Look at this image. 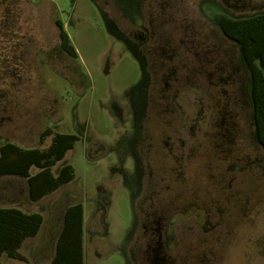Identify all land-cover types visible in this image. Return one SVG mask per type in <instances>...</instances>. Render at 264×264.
Instances as JSON below:
<instances>
[{"label": "rangeland", "instance_id": "rangeland-1", "mask_svg": "<svg viewBox=\"0 0 264 264\" xmlns=\"http://www.w3.org/2000/svg\"><path fill=\"white\" fill-rule=\"evenodd\" d=\"M260 12L264 0H0V145L44 148L57 131L79 136L52 168L57 173L70 163L74 178L41 199L28 197L24 178L0 177V206L43 215L37 235L20 249L30 262L50 261L65 208L81 202L84 264H147L149 227L161 232L158 255L175 264H264V182H249L242 159L230 160L229 166L237 167L233 174L220 162L213 165L217 175L203 176L200 159L192 158L181 186L172 191L183 192L173 207L148 202L147 191H137L129 150L137 114L145 108L147 79L121 35L142 37L147 29L150 44L180 45L172 62L178 78L164 94L160 87L167 85L158 84V95L145 109L149 118L192 125L237 118L242 138L251 107L248 72L239 46L225 38L215 20L222 13L242 18ZM56 19L77 57L60 47ZM47 126L51 133L42 139ZM202 131L192 127L193 137ZM260 152L256 147L255 156ZM157 206L170 218L144 222L141 213ZM206 216L217 231L213 236L204 230ZM21 263L0 257V264Z\"/></svg>", "mask_w": 264, "mask_h": 264}, {"label": "flooded vegetation", "instance_id": "flooded-vegetation-1", "mask_svg": "<svg viewBox=\"0 0 264 264\" xmlns=\"http://www.w3.org/2000/svg\"><path fill=\"white\" fill-rule=\"evenodd\" d=\"M222 15L226 14L222 13ZM226 16L232 19L239 18ZM215 23L227 40L237 44L236 41L223 33L216 20ZM146 32L147 29L143 31L142 37L135 36L133 38L126 32H121L125 41H129L130 46L140 58L145 74L144 78L147 79L145 108L144 111L137 114L135 141H133V146L129 150L135 159V166L138 172L139 185L137 191L145 189L147 195L144 196V199L148 202L149 200H155L156 203L163 204L166 201L168 206L173 207L177 196H180L183 192H179V194L174 192L172 194V191L177 190L181 186L179 184L181 182L180 177L188 173L192 167L190 160L197 156L200 159L198 169L203 176L217 175L216 167L213 165L220 162H227L226 172L233 174L237 167L229 166L230 160L234 163V161L238 162L242 159L244 162L243 169L246 168L244 172L248 174L249 182L251 184L255 183L256 178L262 179L264 182V148L256 135L252 106L249 107V118L246 120L248 130H246V136L242 138L239 135L240 121L237 118L232 120L222 119L219 124L217 122L212 124L202 121L198 125H192L188 120L148 117L145 109L153 102L154 97L158 95V84L163 80L165 85H167L160 87L161 92L164 94L168 90L169 84L175 82L178 78L172 62L177 59L178 52L175 48L180 45L176 46L175 44L164 43V41L150 44L146 38ZM158 69L161 71L160 75L158 74ZM247 72L249 77V71L247 70ZM148 89L151 90V93H148ZM194 126H199L203 129L201 136L196 135L197 137H193L192 127ZM192 138L197 140L192 141ZM244 138H246L245 141ZM243 142H246L245 147H242L243 144L241 143ZM256 147L261 150L259 157L254 154ZM256 167L258 168L257 170ZM233 180H229V182ZM165 191L168 194L166 193V196L159 198L158 195ZM230 195L232 198L234 194L230 193ZM170 216L158 206L157 209L152 208L151 211L141 213L144 222L159 223L166 217L170 218ZM210 219L211 216L204 218V230L209 236H213L217 231L214 224H211ZM216 222L219 223L218 220ZM145 235L150 240L148 247L150 249L149 252H151L145 257L147 264H175L172 259L158 255L162 242L159 227H155L154 230L149 227L145 231Z\"/></svg>", "mask_w": 264, "mask_h": 264}, {"label": "trees", "instance_id": "trees-1", "mask_svg": "<svg viewBox=\"0 0 264 264\" xmlns=\"http://www.w3.org/2000/svg\"><path fill=\"white\" fill-rule=\"evenodd\" d=\"M216 22L223 33L238 44L243 62L249 71V93L256 125V135L264 148V13L232 19L218 15ZM60 47L71 57L77 51L61 20L56 19ZM47 126L41 138L49 135ZM79 136L75 133L57 131L47 147H22L6 141L0 145V177L13 175L26 180L28 197L39 200L74 178L70 163L62 165L57 173L53 166L73 148ZM36 167L35 172L31 171ZM84 207L81 202L69 204L64 211L63 224L59 232L55 252L50 261L43 264H84L83 249ZM43 215L36 211H24L15 206H0V257L33 264L20 249L29 237L39 232Z\"/></svg>", "mask_w": 264, "mask_h": 264}]
</instances>
